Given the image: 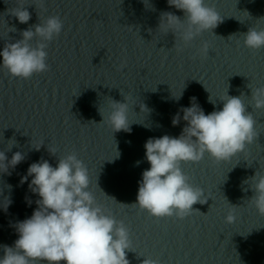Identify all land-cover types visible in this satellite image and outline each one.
I'll list each match as a JSON object with an SVG mask.
<instances>
[{
	"label": "water",
	"instance_id": "1",
	"mask_svg": "<svg viewBox=\"0 0 264 264\" xmlns=\"http://www.w3.org/2000/svg\"><path fill=\"white\" fill-rule=\"evenodd\" d=\"M18 4L31 14L27 24L9 11ZM206 4L223 22L185 46L179 34L157 28L165 11L186 23L167 0H0V51L49 16L63 22L52 41H30L48 44L47 71L22 79L0 66V150L9 159L17 151L25 155L10 175L0 173V246L13 245L16 223L37 208L39 197L28 186L31 177L21 183L29 165L44 159L55 167L74 152L88 168L97 203L129 229L130 264L145 258L159 264H264V216L249 201L252 181L245 183L256 172L264 175V108L256 109L252 99V90L264 87V48H247L242 35L249 28L264 29V0ZM205 42L209 53L202 57ZM226 94L241 98L256 121L257 137L230 160L205 153L198 163L182 164L188 182L203 189L207 203L194 204L197 211L183 219L155 217L133 205L142 172L150 167L146 140L178 137L186 122L173 126L171 120L190 106V98L208 114L223 107L220 99ZM125 96L131 98V131L113 133L101 123L100 110L106 117L111 100L124 102ZM10 139L16 141L11 151ZM7 199L11 204L5 211ZM230 205L237 206L232 224L225 222Z\"/></svg>",
	"mask_w": 264,
	"mask_h": 264
},
{
	"label": "clouds",
	"instance_id": "2",
	"mask_svg": "<svg viewBox=\"0 0 264 264\" xmlns=\"http://www.w3.org/2000/svg\"><path fill=\"white\" fill-rule=\"evenodd\" d=\"M167 4L181 11L186 23L175 13L165 11L160 14L157 28L174 36L179 34L185 46L202 32L213 33L223 22V17L214 7L208 6L206 0H167ZM9 11L21 24H27L31 19L24 4H18ZM62 29L61 18L53 15L21 31V39L6 43L0 51V66L12 77L22 79L47 71L48 53L45 49L48 44L41 42L32 46L30 41L39 37L50 42L59 36ZM10 31H16L15 27ZM242 35L247 48H264V29L249 28ZM176 50L180 52L182 48L177 46ZM208 53L209 45L205 42L199 54L206 57ZM181 95L175 98L179 100ZM130 99L125 96L124 102L111 100V111L106 117L100 110L101 123H107L113 133L131 131L132 123L128 119ZM252 99L256 109L264 108V87L253 89ZM209 100L212 102L210 97ZM220 100L223 102L220 110L205 114L196 103V98H190V106L182 107L171 120L173 126H177L181 119L186 122L178 137L165 134L146 140L145 159L150 167L142 172L133 205L155 217L176 216L183 219L197 211L193 209L194 204L207 203L208 197L203 189L188 182L182 164L198 163L205 153L217 161L230 160L257 137L256 121L246 111L241 98L226 94ZM143 107L146 108L145 105ZM9 141L11 151L16 141ZM40 146L35 148L39 150ZM48 151L55 155V149L48 148ZM5 153L0 150V173L10 175L9 169L23 162L25 155L17 151L9 159ZM29 177V189L39 197L35 201L37 208L30 217L16 223L18 239L13 245L0 246L3 248L0 264H130L127 259V251L131 250L129 229L122 221L105 214L97 203L89 190L88 168L74 152L58 159L55 167L44 159L31 163L26 175L21 177V183L27 182ZM249 180L254 193L249 201L264 216V175L256 172L245 183ZM7 200L5 211L11 204V200ZM236 207L230 205L226 223L236 221ZM142 264L159 262L145 258Z\"/></svg>",
	"mask_w": 264,
	"mask_h": 264
}]
</instances>
